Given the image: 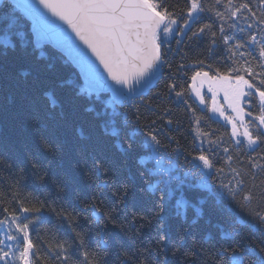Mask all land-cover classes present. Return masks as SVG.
Segmentation results:
<instances>
[{"label":"trees","instance_id":"trees-1","mask_svg":"<svg viewBox=\"0 0 264 264\" xmlns=\"http://www.w3.org/2000/svg\"><path fill=\"white\" fill-rule=\"evenodd\" d=\"M168 3L175 5L176 11L183 6V0ZM233 3L237 7L249 3L257 19L264 16L259 0ZM226 4L227 0H222L219 10L225 11ZM212 5L214 0H208L206 7ZM18 14L22 19L8 30L14 46H0V209H8L0 212V221L12 212L17 198L27 200L24 206L44 205L31 231L40 264H60L54 255L59 243L66 245L70 264H75L80 255L77 233L84 235L92 248L106 244L108 264H120L122 248L130 254L143 253L149 264H163L165 260L167 264H229V253L224 250L238 243L251 250L244 264H260L264 258V199L260 196L264 171L251 165L253 161L264 165V142L249 147L244 140L237 145L230 127L212 118L207 104L202 108L192 98L190 85L196 71H209L211 66L210 75L217 71L223 75L237 66L223 42L221 26L224 34L233 37L230 44L242 38L246 46L240 51L253 53L256 59L247 58L255 65L259 45L247 41L250 34L259 41L264 25L257 26L251 13L244 10L235 18L226 13L223 21L209 12L193 31L202 24H212L216 44L212 45L210 33L198 42L188 40L190 32L185 37L168 38L161 49V80L142 98L121 106L109 96L87 92L76 70L58 52L48 46L34 47L30 24ZM248 23H253L251 30ZM200 60L204 63L198 64ZM181 64L185 68L177 73ZM169 82L179 84L177 90L185 92L183 99L178 100L174 92L169 94ZM48 96L55 98V107ZM249 99L245 98L242 107L252 115L244 118L258 135L264 132L253 119L260 115L259 98L251 104ZM189 106L195 109L199 125L194 123ZM154 130L159 150L148 147L145 134ZM41 136L56 149L46 151ZM209 140L213 142L211 148ZM202 150L215 160L211 176L202 175L201 169L190 163ZM93 159L105 162L110 178L107 187H100L105 177L92 167ZM241 178L242 187L232 200L221 183L235 186ZM125 187L127 197L119 205L114 192H123ZM247 192L253 199L242 207V196ZM94 196L103 201L100 207H117L115 223L93 217L88 205ZM178 199L187 202L186 209L178 208ZM61 209L70 215L71 223ZM7 230L6 223L0 224V239ZM161 235L166 237L163 243ZM161 247L166 252L159 251Z\"/></svg>","mask_w":264,"mask_h":264},{"label":"snow or ice","instance_id":"snow-or-ice-1","mask_svg":"<svg viewBox=\"0 0 264 264\" xmlns=\"http://www.w3.org/2000/svg\"><path fill=\"white\" fill-rule=\"evenodd\" d=\"M207 3L208 0H183V6L179 11H176V6L169 4L168 0H34V2L18 0L14 5L6 3V0H0V5H2L0 6V29H3L0 31V46L5 48L14 46L13 37L8 30L22 19L15 9H23L25 14L38 18L47 26L48 33L44 35L49 33L54 35L70 54L87 68L91 75L98 76L95 65L87 53L59 25L44 16L41 8L45 9L52 16L68 25L75 37L90 50L91 54L103 66L108 78L119 86L112 91L117 94L116 103L122 106L137 95L143 97L144 92L141 89L149 84L151 77L155 75L154 70L157 66L164 63V54L161 49L168 43L170 35L185 37L190 32L191 36L187 37L188 40L198 42L210 33L212 45L216 44V32L213 30L212 24H202L193 31V28L209 12H214L215 16L223 21L226 13L230 15V18H235L244 10L251 13V18L257 26L264 25V16L257 19L249 3H241L237 7L233 0H227L223 12L219 10L222 0H214V5L210 7H206ZM258 7L264 13V0H259ZM247 27L251 30L253 23H248ZM260 30L261 33H264V27H261ZM240 31L243 32L244 30L240 29ZM220 33L224 44L228 46L230 58L237 66L229 68L223 75L219 71L215 75H210L211 66H209V71H196L191 76L193 84L190 87L199 102L205 104L204 95L195 86L198 77L207 78L211 82L226 84L225 97L228 98L229 105L236 114L235 117H225L232 124L231 137L237 145H242L246 140L251 147L257 145L258 142H264V132L258 135L253 134L250 124L243 119L245 115H252V113L250 111L246 113L242 105L245 103V98H251L247 101L249 104L256 97L259 98L260 115L253 117V119L259 121V128H264V35H261L258 41L255 34H250V40L247 41L252 45H259L258 62L253 65L252 61L247 58L253 56V59H256L253 53L246 54L244 51H240L246 46L242 38L241 42L233 45L230 44L233 37L224 34L223 26L220 28ZM19 35L17 32L16 36L19 37ZM177 43L180 41L178 40ZM237 56L239 61L236 60ZM197 63L203 64L204 61L200 60ZM184 68L185 66L181 64L176 68V72L179 73ZM257 68L260 71H257ZM163 74V72L160 73V75ZM171 74L172 67L169 65V75ZM166 87L169 94L174 92L178 100L184 98L185 92L177 90L180 87L178 83L169 82ZM124 89L127 92H124ZM209 91L213 92V103H215V91L212 89L211 83L209 84ZM48 100L53 107L56 106L53 96H48ZM183 103L187 105L189 102L184 99ZM188 111L193 112L194 123L199 125L200 119L195 116V109L189 106ZM220 114L223 116V112ZM237 120H239V124L236 123ZM168 123L170 124L171 121ZM152 124H155V121ZM145 135L150 142L148 147L159 150L160 141L156 131H149ZM198 135L206 137L207 134L198 133ZM40 142L46 151H54L57 147L45 136L40 137ZM212 143L209 140L210 148ZM223 151L228 153L229 149L224 148ZM227 159L231 161L232 157L229 155ZM190 163L193 164V167L200 168L202 175L211 176L215 160L202 150L199 154L192 156ZM32 166L33 168L37 167L34 162ZM81 166L84 167L85 165L82 164ZM251 166L253 169L259 168L264 171V165L254 161ZM92 167L105 177L100 182V187H107L110 178L105 162L102 159H93ZM86 174H88L87 171ZM237 175L240 174L237 173ZM242 184L243 179L241 178L235 186H232L231 183L227 185L221 183V188L232 200H235ZM156 186L153 185V187ZM114 195L118 198L117 203L123 205L127 197V188L125 187L123 192H114ZM260 196L264 199V192H261ZM252 199L251 192L244 193L241 206L247 207ZM26 203L27 200L21 201L17 198L12 212L7 215L5 221H0V224L6 223L8 229L4 233V239H0V262L3 264H8L9 260L13 264H17V262L18 264H40V259L36 255V245L31 238V231L34 223L42 214L44 205L24 206ZM102 203V200L97 201L96 197H93V201L88 205L92 209L93 217L97 219L106 218L115 223L113 214L118 211L117 207L105 209L98 206ZM177 206L180 209H186L188 205L186 201L178 199ZM53 210L55 211V209ZM197 211L199 212V210ZM0 212H8V209H0ZM61 213L71 223L70 215L63 209H61ZM261 219H264V216H261ZM77 237L80 255L76 257L75 264H108L106 244L98 243L96 248H92L84 235L77 233ZM165 240L166 237L161 235L160 242L163 243ZM10 251L11 256L9 255ZM159 251L166 252V249L161 247ZM224 251L229 253L227 256L229 264H244L245 256L251 254L250 249H245L239 243ZM54 255L60 264H70L71 257L64 243L57 244ZM187 255L188 253L185 254V256ZM120 264H149V261L141 252L130 254L122 248ZM163 264H167V261L165 260ZM260 264H264V258H261Z\"/></svg>","mask_w":264,"mask_h":264},{"label":"water","instance_id":"water-1","mask_svg":"<svg viewBox=\"0 0 264 264\" xmlns=\"http://www.w3.org/2000/svg\"><path fill=\"white\" fill-rule=\"evenodd\" d=\"M6 2L10 4H16L18 0H6ZM29 2H34V0H29ZM39 7V5H37ZM20 12V14L25 18V20L28 21L30 24V35L32 37V44L35 47H41V46H48L58 52L61 56H63L69 64L76 70L83 87L94 95H107L111 98V100L116 103L117 100V94L112 91L114 88H118V85H115V83L108 78L106 71L103 69V66L100 65L99 61L93 56L86 48L85 45H83L76 37L75 34L72 33L71 29L68 27L67 24H65L63 21L59 20L58 18L52 16L50 12H48L45 9L41 8V11L43 12L44 16L47 17L48 20L53 21L56 25H59L61 29H63L69 36L73 38L75 43L79 45L81 49H83L84 52L87 53L89 59L91 62L95 65L96 72L98 73V76L91 75L87 68L82 66L70 52L65 48V46L62 44L60 40H58L54 35H51L50 33L47 35H44L45 33H48V28L46 25L43 24L42 21H40L38 18H34L31 15H27L23 12V9L17 8ZM155 75H153L150 79V82L147 86L141 89V91L144 92L145 96L148 94L161 80L162 75L160 73L162 72V65H158L157 68L154 70ZM124 92H127L126 89L123 90ZM141 98V96L137 95L132 99H129V101L126 104H129L132 100H137Z\"/></svg>","mask_w":264,"mask_h":264},{"label":"rangeland","instance_id":"rangeland-1","mask_svg":"<svg viewBox=\"0 0 264 264\" xmlns=\"http://www.w3.org/2000/svg\"><path fill=\"white\" fill-rule=\"evenodd\" d=\"M174 35L175 34L170 35L168 38ZM210 83L212 89L215 91V103H213V92L209 91ZM195 86L196 89L199 90L202 95H204L206 103L201 104L199 102V99L196 98V95L193 92L192 88L190 87V95L192 96V98L202 108H204L207 104L212 118L221 121V123L222 122L226 123L230 127L232 133V124H230L228 120L225 119V117H235L236 114L232 111V108L229 105L228 98L225 97L226 84H223L222 82H211L207 78L198 77L197 80L195 81ZM221 112H223V116H221L220 114ZM243 119L245 120V118ZM236 123L239 124V120H237Z\"/></svg>","mask_w":264,"mask_h":264}]
</instances>
